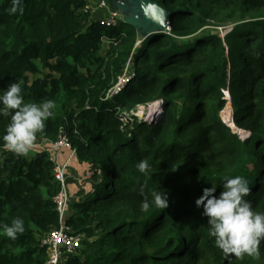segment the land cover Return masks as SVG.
<instances>
[{"label": "trees", "instance_id": "1", "mask_svg": "<svg viewBox=\"0 0 264 264\" xmlns=\"http://www.w3.org/2000/svg\"><path fill=\"white\" fill-rule=\"evenodd\" d=\"M151 3L166 25L151 21L143 38L126 20L115 28L92 20L88 0H23L15 15L0 0V94L22 81L26 103L53 100L37 141L63 130L78 160L101 172L94 192L71 205L67 225L85 240L65 264H264V243L257 262L225 257L196 206L211 183L243 176L264 213V0ZM214 24L233 29L206 34ZM131 59V81L106 101ZM157 103L155 119L123 128L121 113ZM8 123L0 116V138ZM140 160L153 175L138 171ZM54 168L48 152L17 157L0 139V264L48 261L42 242L61 225ZM157 191L167 209L153 203ZM15 217L25 232L13 241L3 225Z\"/></svg>", "mask_w": 264, "mask_h": 264}, {"label": "clouds", "instance_id": "2", "mask_svg": "<svg viewBox=\"0 0 264 264\" xmlns=\"http://www.w3.org/2000/svg\"><path fill=\"white\" fill-rule=\"evenodd\" d=\"M23 10V0H11V7L7 12L15 15L22 14ZM55 108L56 104L51 99L26 103L22 81L9 84L0 94V116H10L5 134L0 138L3 147L17 157H27L34 148L38 134L44 132L46 122L54 117ZM136 167L145 176L153 175L151 165L146 160H140ZM218 185L222 187V191L217 196ZM250 193L248 180L243 176H235L224 179L219 184L211 183V187L204 188L202 195L196 200V206L202 207V215L208 218L210 235L214 238L215 245L225 257L234 255L240 259L245 256L259 259L261 256L264 213L253 209L247 199ZM141 194L143 195V190ZM153 203L158 208L167 209V194L157 191ZM149 206L145 198L141 202V210L147 212ZM24 232L25 222L21 217H15L10 224L3 225V235L13 241Z\"/></svg>", "mask_w": 264, "mask_h": 264}, {"label": "built area", "instance_id": "3", "mask_svg": "<svg viewBox=\"0 0 264 264\" xmlns=\"http://www.w3.org/2000/svg\"><path fill=\"white\" fill-rule=\"evenodd\" d=\"M98 8L106 9L108 4L106 0L99 3ZM86 11H91L88 6ZM123 20L121 12L119 10H112L109 15L101 20V23L107 28H115L120 21ZM167 32L170 33L169 26L167 27ZM142 43V41L140 42ZM138 42V45L140 44ZM133 77L132 73V59L128 62L125 67L124 73L119 77L118 82L107 92L105 100H112L120 96L127 85ZM228 98H230L229 91L227 92ZM160 104V103H159ZM153 105L151 109L154 107ZM233 109V108H232ZM162 110L157 113L161 114ZM121 120L123 123V128L132 127L139 118L135 115V112L121 113ZM149 115L140 121L150 122ZM155 118V117H154ZM134 121V122H133ZM33 149H42L48 152L50 160L54 163V176L56 181L60 184V192L55 198V203L57 207V212L60 216V228L54 230L50 233L42 242V245L48 248V261L45 264H65L69 256L74 255L83 246V241L85 240V234L76 233L71 227L67 225V219L71 215V205L76 201L72 194L68 190V182L71 176V168L73 161L77 159V150L71 144L67 134L62 130L58 140H38L35 142ZM67 150L69 155L64 157L62 152Z\"/></svg>", "mask_w": 264, "mask_h": 264}, {"label": "crops", "instance_id": "4", "mask_svg": "<svg viewBox=\"0 0 264 264\" xmlns=\"http://www.w3.org/2000/svg\"><path fill=\"white\" fill-rule=\"evenodd\" d=\"M88 1V6L91 8L92 20L95 21L106 18L109 15V12L112 10H119L123 20L129 21H131L130 17H133V15L137 13L135 10L137 8L133 0H106L108 4V8L106 9L98 8L99 3L103 0ZM149 23H151V21ZM62 154L64 157H67L69 152L64 150ZM71 176L72 177L68 182V190L76 201H83L96 189L101 179V172L100 169L95 165L91 163H82L77 158L73 161ZM85 185L87 186L86 188Z\"/></svg>", "mask_w": 264, "mask_h": 264}, {"label": "rangeland", "instance_id": "5", "mask_svg": "<svg viewBox=\"0 0 264 264\" xmlns=\"http://www.w3.org/2000/svg\"><path fill=\"white\" fill-rule=\"evenodd\" d=\"M133 2L135 3V6L137 8V9H135L137 11V13L134 14L133 17H130V20H135V21L139 22V24L142 26V28L139 29V33H140L141 37L144 38V36L147 34V32L149 30L148 28L152 22H157L159 25H166L165 24V21H166L165 13L161 9H159L158 6L152 5V3H151L152 0H133ZM138 2L140 5L138 4ZM150 21H152V22L149 23ZM232 29H233V26H229V25L218 26V25L214 24V26H210L206 30V34H208V35H215V34L217 35L218 34L220 37L224 38L228 33H230L232 31ZM143 38L139 41V43L141 41L142 42L144 41ZM140 44H142V43H140ZM33 79H34V77H32V80ZM151 107H152V105L143 106V107H140L137 111H135V115H137L139 117L136 119L140 121V119L143 120L145 118V116L147 117L149 115V110ZM226 107H225V109H226ZM231 107L233 108V105H231ZM222 115H224L223 112H222ZM86 187L87 186L85 185V188ZM244 260L248 263H254V261L257 262L256 261L257 259H254V258L249 257V256H245Z\"/></svg>", "mask_w": 264, "mask_h": 264}, {"label": "bare ground", "instance_id": "6", "mask_svg": "<svg viewBox=\"0 0 264 264\" xmlns=\"http://www.w3.org/2000/svg\"><path fill=\"white\" fill-rule=\"evenodd\" d=\"M153 106V105H152ZM161 110V105L157 103V105H155L151 111L149 112L150 113V121H152L154 119V117L156 116L157 113H159V111Z\"/></svg>", "mask_w": 264, "mask_h": 264}, {"label": "water", "instance_id": "7", "mask_svg": "<svg viewBox=\"0 0 264 264\" xmlns=\"http://www.w3.org/2000/svg\"><path fill=\"white\" fill-rule=\"evenodd\" d=\"M126 22H127L129 25H131V26L137 27L138 29L142 28V26H141V25L139 24V22H137V21H133V20L129 21V20H126Z\"/></svg>", "mask_w": 264, "mask_h": 264}]
</instances>
